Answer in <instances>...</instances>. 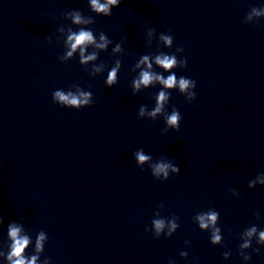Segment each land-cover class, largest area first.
<instances>
[{
  "label": "water",
  "instance_id": "1",
  "mask_svg": "<svg viewBox=\"0 0 264 264\" xmlns=\"http://www.w3.org/2000/svg\"><path fill=\"white\" fill-rule=\"evenodd\" d=\"M253 6L264 0H121L104 17L88 0H0V248L7 251V226L15 221L33 244L46 232L40 260L50 264H264V245L255 239L247 262L238 253L243 230H264V185L247 187L264 173V19L242 23ZM71 10L93 17L88 28L112 41L87 66L105 65L96 76L78 54L57 59L64 52L57 29L78 30L62 19ZM148 28L170 34L172 47H158ZM119 42L122 51L112 53ZM177 46L187 66L172 71L196 81V98L170 92L165 110L180 112V128L162 134L161 117L137 118L140 106L154 107L161 88L133 95L131 69L141 55L172 54ZM117 59V83L105 86ZM73 84L92 93L90 107L52 102L54 90ZM141 148L153 161L172 160L179 174L155 180L147 165L136 166ZM161 203V216L175 215L179 227L156 239L145 227ZM208 209L219 213L222 245L210 244L208 230L193 222Z\"/></svg>",
  "mask_w": 264,
  "mask_h": 264
},
{
  "label": "clouds",
  "instance_id": "2",
  "mask_svg": "<svg viewBox=\"0 0 264 264\" xmlns=\"http://www.w3.org/2000/svg\"><path fill=\"white\" fill-rule=\"evenodd\" d=\"M121 0H88L89 10L98 15L108 17L112 14V9L118 7ZM63 20L70 21L72 26H77L78 30L73 31L71 26H61L57 29V33L63 35L59 39L63 40L64 52L58 56L60 63L71 60L74 55L78 54L79 64L85 67L90 76H96L104 70L105 65L92 63V67L88 69L89 62H95L98 59V54L105 51L112 43L107 36L101 32L98 37L93 34V31L88 28L94 23L91 16H84L79 10L67 11L62 16ZM261 19H264V7H251L244 16L242 23L255 24ZM148 37L157 38V45L163 48H171L173 45V37L170 34L160 33L157 35L155 28H148L146 31ZM46 43L52 42V37L44 38ZM91 48L92 51L87 50ZM122 51L121 42L116 43L115 48L111 49L112 53ZM183 52L182 46H177L175 52L172 54H165L163 51H158L155 54L141 55L138 61L134 64L131 71L137 72L136 77L131 82V91L135 95L142 89L155 87L159 85L161 90L153 97L155 103L151 110L146 106L139 107L137 118H147L155 121L157 117H161L164 121L165 127L161 130L162 134L167 133L169 129L179 131L181 114L173 107L170 114L165 110V106L169 102L170 92L176 90L180 95L184 96L186 102H192L196 98V93L193 91L196 87V81L183 76L177 77L174 69H184L187 66V58L181 57L177 59V55ZM156 68L162 69L163 72L170 73L166 77L162 73L154 70ZM121 68V61L119 59L114 61V66L107 72V78L104 81L105 86L112 87L117 83V74ZM162 86V87H161ZM51 100L64 108H71L79 110L81 108L90 107L93 103L92 93L81 89L78 85H70L67 91L63 89L54 90L51 93ZM133 159L136 166L143 170V166L147 165L150 169L151 176L155 180L166 181L169 175H178L179 167L173 163L172 160L161 157L153 161L150 155L144 153V150L138 149L133 153ZM264 185V173L258 174L254 179L248 182L247 187L252 189L254 185ZM233 196H238L239 193L235 189H229ZM163 203L157 206V210L153 213L151 220V228L145 227V231L151 230L154 238L159 239L161 234L165 238L171 237L179 227L175 215L170 218H163L160 209H163ZM259 218V213H253ZM193 222L198 225V228L208 230L209 242L212 245H222L221 229L217 227L219 213L214 209L207 211H200L192 217ZM2 223V218H0ZM47 234L44 230L37 232L35 241L25 231L23 225L13 221L7 226V251L0 248V258H3L5 264H50V259L45 257L40 260V254L44 250V245L47 242ZM255 239L256 244L264 245V230H258L257 226L252 225L240 233V240L242 241L238 246V253L243 261L247 262L251 257L246 253V250L251 247L252 241ZM32 245L33 254L25 255L26 249ZM185 246H189V242L185 241ZM253 252H258V248H253ZM230 252L226 251L222 254L223 259L229 258ZM181 258L187 259L188 253L181 251L179 253ZM168 264H175V261L169 259Z\"/></svg>",
  "mask_w": 264,
  "mask_h": 264
}]
</instances>
